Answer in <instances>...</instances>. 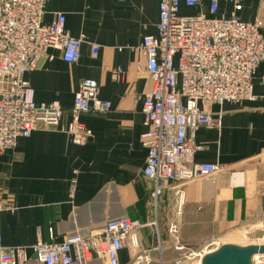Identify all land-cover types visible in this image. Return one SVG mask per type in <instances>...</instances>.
<instances>
[{
	"label": "crops",
	"instance_id": "1",
	"mask_svg": "<svg viewBox=\"0 0 264 264\" xmlns=\"http://www.w3.org/2000/svg\"><path fill=\"white\" fill-rule=\"evenodd\" d=\"M160 0H50L44 24L66 17L71 37H85L81 59L63 61L50 50L27 73L29 97L36 104L58 102L69 111L84 80H95L111 110L87 113L81 122L92 135L82 145L58 129L40 127L12 149L0 153V232L4 246L31 247L39 240L61 242L80 230L100 231L110 219L129 217L142 223L120 252V264H176L182 254L198 253L210 241L248 246L264 244V63L253 81L255 101L206 108L221 128L201 126L194 142L198 163L220 165L209 177L179 188L169 187L155 203L153 183L143 170V95L152 89L141 49L146 36H157ZM182 6L181 17L207 13ZM218 18L239 16L262 21L264 1L243 0L235 10L219 0ZM92 44L99 47L96 57ZM71 121L66 115L61 125ZM73 181L76 191L71 192ZM178 226V238L170 232ZM248 239L246 245L239 244ZM183 247L182 251L177 250ZM142 260L138 261V257ZM194 260V259H193ZM191 260L187 264H192ZM28 264H39L34 259ZM91 264H108L95 259Z\"/></svg>",
	"mask_w": 264,
	"mask_h": 264
},
{
	"label": "built area",
	"instance_id": "2",
	"mask_svg": "<svg viewBox=\"0 0 264 264\" xmlns=\"http://www.w3.org/2000/svg\"><path fill=\"white\" fill-rule=\"evenodd\" d=\"M48 1L0 0V153L40 127L58 129L74 144L82 145L92 132L81 116L111 110V103L100 98L97 82L90 79L81 82L69 111L58 102L36 104L30 99L26 75L35 70L39 60L54 50L61 52L64 62L76 64L85 43L84 36L69 35L62 14L52 24H44ZM242 1L230 0L236 12L242 9ZM202 4L203 0H160L158 34L146 36L141 45L152 85L143 95L144 147L148 151L143 175L153 183L155 203L172 185L180 194L183 185L220 170L218 164L195 161V153L202 149L194 142L198 129H220L222 125L206 108L256 100L253 81L264 63L262 21L218 18L219 0H209L207 13L181 17L183 5L197 8ZM91 46L96 57L99 47ZM66 115L71 121L61 125ZM75 191L73 181L71 192ZM2 209L14 212L12 205L0 206ZM142 226L129 217L110 219L100 231L80 230L61 242L39 240L31 247L4 246L0 232V264H28L32 259L39 264H91L95 259L120 264V252ZM170 232L179 240L177 225ZM211 245L198 253L182 254L176 264L193 259L192 264H202L203 257L214 251H208ZM259 263L261 259L253 260V264Z\"/></svg>",
	"mask_w": 264,
	"mask_h": 264
},
{
	"label": "water",
	"instance_id": "3",
	"mask_svg": "<svg viewBox=\"0 0 264 264\" xmlns=\"http://www.w3.org/2000/svg\"><path fill=\"white\" fill-rule=\"evenodd\" d=\"M257 255L264 256V244L254 243L248 246L224 244L206 254L202 264H253Z\"/></svg>",
	"mask_w": 264,
	"mask_h": 264
},
{
	"label": "rangeland",
	"instance_id": "4",
	"mask_svg": "<svg viewBox=\"0 0 264 264\" xmlns=\"http://www.w3.org/2000/svg\"><path fill=\"white\" fill-rule=\"evenodd\" d=\"M183 17V16H182ZM185 18H187V17H185ZM251 242V239H248V240H246V241H244V242H240L239 244H241V245H246V244H248V243H250ZM223 242L222 241H218V240H214V241H210L209 243H207L203 248H205L206 246H208V245H211L209 248H208V251H212V250H215L218 246H222L223 244H222ZM259 259H261V264H264V256H260V255H258V256H255V258H254V260L256 261H258ZM260 264V263H259Z\"/></svg>",
	"mask_w": 264,
	"mask_h": 264
},
{
	"label": "bare ground",
	"instance_id": "5",
	"mask_svg": "<svg viewBox=\"0 0 264 264\" xmlns=\"http://www.w3.org/2000/svg\"><path fill=\"white\" fill-rule=\"evenodd\" d=\"M258 256V255H257Z\"/></svg>",
	"mask_w": 264,
	"mask_h": 264
}]
</instances>
